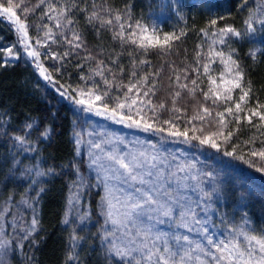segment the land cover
Segmentation results:
<instances>
[{
  "label": "trees",
  "instance_id": "trees-1",
  "mask_svg": "<svg viewBox=\"0 0 264 264\" xmlns=\"http://www.w3.org/2000/svg\"><path fill=\"white\" fill-rule=\"evenodd\" d=\"M157 1L170 9L157 30L161 34H179L181 30L186 33L168 53L159 49L145 52L127 41V34L132 31L128 25L135 26L136 21L146 24ZM14 2L21 3V0ZM74 3L75 7L73 0H43V3L23 0L22 7L16 9L20 20L27 25L29 50L35 49L40 53L39 57L28 56L25 45H19L20 37L13 22L0 14V46L2 43L14 44L17 54L10 62L0 57V217L5 223L4 239L9 242L4 264H124L110 256L104 245L103 191L90 175L87 153L76 140L85 137L84 112L80 105L69 99V95L79 98L78 89L85 92L94 89L97 95L108 92L103 101L97 102L103 109L104 103L115 106L114 97L123 101L128 86L136 84L139 91L133 88L128 93V102L137 101L133 105V114L140 108L141 115L158 127L167 128L168 125L161 122L171 119L179 131L188 129L189 136L209 135L220 130L216 112L233 106L224 101L213 104L211 98L205 101L202 95L209 88L208 73L204 72L203 65L209 60L212 63L213 58L208 56L212 33L225 25L244 32V21L250 11L259 6L261 12L257 13L253 24L255 34L261 38L260 49H264V25L259 23L264 14V0H247L246 3L245 0H74ZM0 4L7 6V0H0ZM50 4L56 9H71L59 28L55 20L49 19L56 14L48 11ZM23 7L34 10L24 13ZM129 8L131 19H128ZM93 11L105 19H112V25L101 27L99 21L90 24L88 17ZM117 12L122 16L120 23L125 24L123 41L119 37L113 38L119 31L114 19ZM69 17L73 20L71 25L66 24ZM212 19H217L216 27H209L208 22ZM45 26L52 29L53 39L44 36ZM202 28L208 35L200 31ZM73 32L81 37L75 42L81 45L78 48L67 43L73 38ZM255 34L243 41L233 39L230 42L238 53L234 58L240 61L245 72V85L251 81L248 107L255 106L257 100L264 103V56L258 52L253 60L248 55ZM38 39L42 43L37 44ZM64 52L69 55L63 56ZM53 53L62 58H54ZM197 53L200 54L199 62ZM141 60L146 63L141 64ZM37 64L46 69L49 80L44 79ZM96 70L103 71V77L97 75ZM144 76L147 80L142 81ZM105 79L110 84H105ZM193 79L198 87L195 95L190 96L179 84L191 88ZM175 91L181 92L176 102L181 112L169 111ZM146 92L147 96L144 95ZM239 94L236 90L234 99ZM149 100L152 105L163 101L165 109H157L154 115L152 105L146 103ZM202 104L212 110V115L204 121L191 119ZM123 112L128 114L127 109ZM226 121L228 126L223 129L224 134L233 131L234 135L227 142L223 136H217L219 149L202 145L199 140L171 136L167 131H153L174 138L176 147L183 152L181 163L200 169L201 183L212 191L206 201L214 211H226L233 204H240L241 211L261 231L264 230V172L258 169L264 167V160L249 154L264 150V128L253 126L259 123L258 118L252 123L242 120L237 126L233 117L226 114ZM29 123L33 128L25 127ZM193 127L203 131L193 133ZM46 128L50 129L47 138L41 136ZM18 136H24L25 142L18 141ZM234 145L237 146L235 155H225ZM241 155L243 160L238 158ZM248 160L253 163H247ZM71 196L79 201L77 215L68 209ZM188 196L187 192L186 201L190 200ZM195 209L198 211L199 207ZM20 210L36 212L35 231L27 230L26 217H18ZM73 236L77 239L73 240ZM69 254L75 259L69 260Z\"/></svg>",
  "mask_w": 264,
  "mask_h": 264
},
{
  "label": "snow or ice",
  "instance_id": "snow-or-ice-1",
  "mask_svg": "<svg viewBox=\"0 0 264 264\" xmlns=\"http://www.w3.org/2000/svg\"><path fill=\"white\" fill-rule=\"evenodd\" d=\"M43 3V0H40ZM247 0H245V3ZM23 0L21 3H15L14 0H7V6L0 4V14L7 16V20L13 22L16 25V30L20 35L19 42L25 45V50L27 51L28 56L30 57H39L40 53L35 49L29 50V36L27 25L22 22L17 15L16 9L22 7ZM73 7L75 3L73 0ZM95 7V5H93ZM30 10L27 7H23V12L27 13ZM49 12H55L53 16H49L50 20H55L56 27H61V20L66 17V13L71 11L70 8H61L56 9L55 5H49ZM106 11H111V9H106ZM129 15L128 19H131L130 8L128 9ZM261 9L258 6L255 11H250L249 17L244 21L246 29L244 32H241L239 29L232 25H225L224 27L216 28V31L212 33L216 39H213L212 45L216 43L226 45L228 51H215L214 48L210 45L208 56L218 57L221 64L224 66L225 71L220 73L219 80L209 75V88L207 91L202 92L203 98L205 101L212 99L213 104H216L217 101H224L225 103L231 102L233 106L226 107L223 112H216V123L219 125V129L216 132H213L209 135L204 136H189L188 129L184 131H179L171 119H164L161 123L163 125H168L167 128L162 126L158 127L156 123H150L143 115H141L142 109L137 108L135 114H133L132 109L133 105L137 103L136 99H132L131 102H128V93L132 91L133 88H136L139 91V88L136 84H130L128 86V92H126L125 99L121 101L119 97H114L116 101L115 106L109 107L107 103L103 104V110L97 105V102L103 101L104 97L109 95L108 92H104L103 95H97L94 89H89L87 92L83 90H77L78 96L69 95L71 99L77 105H84L85 111L95 110L98 115L105 116L107 115L110 119L117 121L119 123L126 124L128 127L143 128L145 131L155 130L158 132L167 131L171 136L174 137H184L186 140H199L200 144H208L213 148H220V144L216 142L217 136H223L224 141L227 142L233 135V131H228L225 135L223 129H226L228 122L226 121V114L233 117L234 122L237 126L242 120L252 123L254 118H258L259 123L253 124L254 127L264 128V103L256 101L255 106L248 107L249 101L251 99V81H248L247 86L244 83L245 72L241 68L240 61L234 57L238 55L237 50L232 48L228 43L229 40L235 39L236 41H243L244 39L253 36L256 32L253 21L256 19L257 13H260ZM115 21L119 25V31L114 33V39L119 37L122 39L125 35V24L120 23L122 20L121 14L118 12L114 16ZM219 19L223 20L224 17ZM94 21H99L101 27L105 25H112V19H105L97 11L90 13L88 17V22L91 24ZM218 21L217 19H212L208 22L209 27H216ZM259 23L264 25V14H262L259 19ZM66 24H73V20L69 17L66 19ZM47 28V26H45ZM132 29L131 32L127 34V41H130L132 44H136L139 48L147 52L150 49H159L164 53L170 52L174 43L180 41V39L186 35L184 30H181L179 34L176 32H161L157 30L156 27H149L146 24H142L140 21H136L135 26L128 25ZM205 35H208V32L205 28L200 29ZM44 36L47 39H53V33L51 28H47V31L44 32ZM81 37L79 34L73 32V38L68 40L67 43L73 48H78L81 45L75 43L80 41ZM37 44L42 43L41 40L36 41ZM264 56V49L250 50L248 55L251 56L253 60L256 59L257 53ZM6 55L12 57L15 55L11 48L6 50ZM54 58L61 59V56H58L56 53L52 54ZM68 52H64L63 56H68ZM199 53H197V59L199 62ZM141 64L146 63V61L141 60ZM211 60L207 63H204L203 69L207 74L209 73V64ZM41 75L44 76V79L49 80L50 77L46 73V69L37 64ZM96 74L103 77V71L96 70ZM133 76L136 75L135 72L132 73ZM159 75V72L156 73ZM180 77L177 76L176 80L179 81ZM141 80H147V76L141 78ZM105 84H110V82L105 79ZM139 83V82H138ZM193 87L189 88L187 84H179L181 89H187L190 96H194L197 90V81L193 79L191 81ZM239 90L238 98L234 99L233 93ZM152 91V89H149ZM63 95V93H62ZM148 95V93H144ZM181 96L180 91H175L172 95V108L169 111L172 112H181L182 109L176 107L177 98ZM149 105H152V102L149 100L146 102ZM127 109L128 114L125 115L123 110ZM165 109V103L162 101L157 105H152L151 111L153 114H156V110ZM244 113V115H241ZM212 115V110L200 105V110L197 111L195 115L191 117L193 120L204 121L206 117ZM158 119V117H157ZM27 129L33 128V124L29 123L25 126ZM238 130V128H237ZM193 133L203 129H197L193 127L191 129ZM50 129H45L41 136L47 138L49 135ZM21 143L25 142L24 136L16 137ZM79 142V141H78ZM251 141H246L245 143H250ZM96 148H100V144L94 145ZM237 146H233L231 152H225V155L233 156L236 153ZM251 157L259 156L261 160H264V150L260 151H251L249 154ZM108 159L113 162L116 166L113 177L105 175V186L108 191L107 197V212L106 215L108 219L111 220L112 224L116 226L117 230L123 229V236L126 239V243L118 244L115 239V232H107L105 234V239L108 236L114 237L112 242L109 245L108 252L115 255L116 257L121 258L124 261V264H264V230H261L260 233H254L253 231H247L244 227H233L231 229V238L230 239H220L216 240L214 237L207 235L209 229L204 226L205 221L198 220L196 218V213L191 208L181 209L180 215L177 218V226L183 227L191 231V224L200 225V228L197 229L205 234L206 243L199 241H192L188 235L183 234H174L169 236L166 233H156L149 226L146 227L143 225V222L140 220L142 215H145L149 212H162L165 216H171L173 214V209L167 202L162 203V197H170V193L167 191L161 192L160 188L156 186V183L151 179H145V175L149 178L152 177L153 173L151 171L146 174L143 171L144 164L151 161L148 159L146 153H140L139 157L132 155L131 158L127 156L119 155L118 153H108ZM143 157V160L140 159ZM243 160L244 157L241 155L238 157ZM156 157H152L151 160H155ZM96 161L94 160L93 163ZM247 163L252 164L253 161L248 160ZM153 168L156 167L155 164L151 165ZM123 170V171H121ZM261 172H264V167L258 169ZM40 173H38L39 175ZM162 175V170L156 173L157 180L160 179ZM211 175V174H209ZM118 176H125L127 180L138 181L142 187H137L134 190V193H125L123 199L116 198L113 196V190L108 188L107 182L111 178ZM145 185H151L150 187H143ZM206 197H210L211 193L205 192ZM115 200V203H113ZM119 205V207H117ZM208 205H205L207 209ZM83 219V218H82ZM67 222V221H65ZM32 226L30 231H35V225L38 221L33 218ZM129 224L134 225V228L128 227ZM243 238L241 241L240 238ZM73 240H76L77 237L73 236ZM173 241L175 243H173ZM183 242V243H182ZM8 241L0 240V250L7 249ZM69 260L75 259L71 254L68 256ZM0 264H4L3 260H0Z\"/></svg>",
  "mask_w": 264,
  "mask_h": 264
},
{
  "label": "rangeland",
  "instance_id": "rangeland-1",
  "mask_svg": "<svg viewBox=\"0 0 264 264\" xmlns=\"http://www.w3.org/2000/svg\"><path fill=\"white\" fill-rule=\"evenodd\" d=\"M170 9L165 5L157 1L154 5V9L149 12L147 17V25L151 27H158L161 21L168 15ZM14 28L16 25L13 23ZM18 36L20 37L19 33ZM213 39L216 37L213 36ZM260 35L255 34L251 41V50L261 48ZM233 40V39H232ZM232 40H229L228 43ZM21 45V43H19ZM215 51H228V47L223 44L216 43L212 45ZM11 48L15 55L8 57L6 50ZM16 48L14 44L5 45L2 43L0 46V57L4 61L10 62L16 59ZM212 63L209 69L208 76H214L219 80L221 72H224V66L221 64L218 57L212 56ZM99 107V106H98ZM85 106L80 105L81 111L84 112L86 128L85 137L83 140L76 138L79 147L83 148L88 156V166L90 175L95 179L96 184L102 188L103 195L101 200V210L105 215V229H104V245L108 248L114 237L108 236L105 239L107 232H115V239L118 244L126 243V239L123 236V229L117 230L110 219H108L107 212V197L108 191L105 186V175L113 177L116 166L112 161L108 159V153H118L122 156L131 158L132 155L139 157L140 153H146L151 164L145 163L143 171L146 174L151 171L152 177L145 175V179H151L156 183V186L160 188L161 192H169L170 197H162V203L167 202L173 209L171 216H165L162 212H149L140 217L143 225L151 227L156 233H166L169 236L174 234L188 235L190 240L206 243L205 234L197 229L200 225L191 224V231L186 228L177 226V218L180 215L181 209L191 208L194 211L199 207L198 211H195L196 218L201 221H205L206 226L209 229L207 235L214 237L216 240L230 239L231 229L233 227H244L247 231H253L254 233H260L258 227L249 219L248 215L241 211L240 204H233L225 210L219 209L214 211L210 202L208 201L205 192L208 191L204 184L201 183L199 178L200 169L194 165L191 166L181 163L183 159V152L176 147V141L169 136H162L153 130L145 131L143 128L128 127L126 124L119 123L110 119L107 115H98L95 110L85 111ZM100 110H103L99 107ZM100 144L98 149L94 145ZM156 157L155 160H151L152 157ZM143 160V157H140ZM96 161L93 163V161ZM155 164L153 168L151 165ZM162 170V175L157 180L156 173ZM123 171V170H121ZM108 188L113 190V196L123 199L125 193H134L135 188L142 187L138 181L127 180L125 176H118L111 178L107 182ZM151 185H145L143 187H150ZM190 196V200L186 201V193ZM190 192H192L190 194ZM115 203V200H113ZM208 205L205 209V205ZM195 208H194V206ZM119 207V205H117ZM69 212L77 215L80 211L79 201L75 196H71L68 204ZM227 212V213H225ZM19 218L26 217V228L30 231L33 218L36 219V212H23L18 213ZM212 219V220H211ZM25 220V219H24ZM3 217H0V240H5L3 236L4 231ZM128 227L134 228V225L129 224ZM241 241L243 238H240ZM173 243H175L173 241ZM183 243V242H182ZM109 253V252H108ZM110 256L117 260L121 258L116 257L113 254ZM0 260L5 262L6 252L0 250ZM122 261V260H121ZM124 262V261H123Z\"/></svg>",
  "mask_w": 264,
  "mask_h": 264
}]
</instances>
